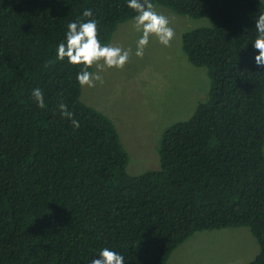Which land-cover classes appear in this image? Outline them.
Here are the masks:
<instances>
[{"label":"trees","instance_id":"16d2710c","mask_svg":"<svg viewBox=\"0 0 264 264\" xmlns=\"http://www.w3.org/2000/svg\"><path fill=\"white\" fill-rule=\"evenodd\" d=\"M152 3L209 18L182 47L210 90L164 133L160 168L134 176L114 123L82 102L79 66L55 58L85 9L109 44L135 15L126 0H0V264H90L102 247L125 264H167L194 234L240 227L260 248L249 264H264V66L251 45L264 2Z\"/></svg>","mask_w":264,"mask_h":264},{"label":"rangeland","instance_id":"374dc122","mask_svg":"<svg viewBox=\"0 0 264 264\" xmlns=\"http://www.w3.org/2000/svg\"><path fill=\"white\" fill-rule=\"evenodd\" d=\"M155 7L169 17L174 30L170 45L165 47L150 37L143 56L137 57L140 33L132 20L122 23L109 45L131 49L128 61L121 69L94 67L103 83L82 87L81 95L84 104L114 123L129 155L128 173L134 176L160 168L164 133L189 120L210 90L207 70L191 64L182 47L183 33L210 26L209 18L195 19L158 4ZM259 251L247 227L203 231L179 246L167 264H249Z\"/></svg>","mask_w":264,"mask_h":264},{"label":"clouds","instance_id":"9594fccd","mask_svg":"<svg viewBox=\"0 0 264 264\" xmlns=\"http://www.w3.org/2000/svg\"><path fill=\"white\" fill-rule=\"evenodd\" d=\"M127 7L134 11L132 23L140 33L136 41L135 56L142 57L150 37L163 46L170 45L174 37V30L170 26L169 17L158 13L152 0H126ZM91 9H85L81 18L68 22L64 39L60 41L55 49V58L66 61L67 64L79 66L76 73V82L81 87L93 88L97 83H103V78L90 68L107 67L109 69H121L129 59L131 49H122L118 46L102 44L98 38L97 21ZM255 39L251 43L255 52L253 57L257 66H264V12L259 13L255 18ZM32 99L38 108H45L44 93L40 88L31 91ZM60 115L67 118L73 128H79L80 124L73 117L67 104L59 102L56 105ZM96 257L91 259L90 264H125V257L109 248L102 247Z\"/></svg>","mask_w":264,"mask_h":264}]
</instances>
